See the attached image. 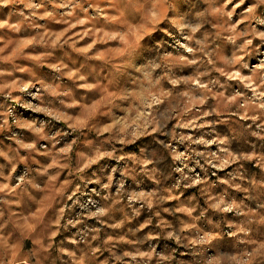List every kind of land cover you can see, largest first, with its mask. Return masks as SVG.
I'll return each mask as SVG.
<instances>
[{
  "label": "rangeland",
  "instance_id": "1",
  "mask_svg": "<svg viewBox=\"0 0 264 264\" xmlns=\"http://www.w3.org/2000/svg\"><path fill=\"white\" fill-rule=\"evenodd\" d=\"M211 7L210 0H167L163 4L161 0H14L0 5V23L5 25L0 28V72L4 73L0 76V151L16 160L13 171V164L0 157L4 177L9 178L0 177V183L11 188L25 180L39 184V188L22 184L27 192L3 197L11 203H0V264H74L69 253L83 258L82 264H157L161 255L171 257L164 264H197L202 257L207 264H228L227 258H233L231 264H243L248 258L245 254H252L249 264H264V139L260 138L264 136V114L249 110L245 118L244 109L235 105L223 109L210 96L187 116L170 117L177 104L188 102L180 97L188 90L186 85H173L155 76L159 83L138 88L135 76L140 73L127 75L133 57L144 69L165 57L193 59L180 47L189 43L184 39L187 32L182 33L172 20L197 23L194 13H210ZM233 8L227 23L207 15L196 34L201 40L205 35L213 38L208 51L225 59H231L237 48L224 28L264 31L258 23L264 19L260 0H232L226 11ZM249 8L254 9L251 20L246 19ZM13 24H20V31L8 27ZM85 48L87 52L80 51ZM246 52L241 63L247 67L240 69L241 74L259 83L257 78L264 75V40L253 39ZM208 70L210 77H202V82L218 79L225 85L213 86V93L231 97L240 92L253 97L244 82L221 75L211 65ZM196 75V65L179 71L180 78ZM133 91L149 100L147 107L119 98ZM61 99L74 100L75 106L68 108L59 103ZM50 106L56 108L59 119L34 110ZM203 112L212 115L200 116ZM193 114L200 116L197 124L206 126L181 127ZM146 119L153 126L134 142L121 144L113 136L111 129L118 121L123 127L130 120ZM29 124L43 125V133L32 131L26 127ZM180 135L218 142H182ZM51 136L56 140L47 138ZM29 143L35 145L34 150L22 147ZM104 151L125 159L103 157L83 167ZM177 154L187 159H174ZM49 164L56 166L47 175H39ZM78 167L83 168L79 173ZM110 175L111 187L104 189ZM132 194L139 199L130 204ZM220 198L238 207L217 211L211 204ZM146 201H152L151 209ZM100 207L109 209L106 216L98 220L87 215ZM185 208L193 211L181 210ZM195 230L215 238L194 250L186 245ZM169 232L182 233L185 241L167 238ZM137 252L150 253L152 259L124 256Z\"/></svg>",
  "mask_w": 264,
  "mask_h": 264
},
{
  "label": "clouds",
  "instance_id": "2",
  "mask_svg": "<svg viewBox=\"0 0 264 264\" xmlns=\"http://www.w3.org/2000/svg\"><path fill=\"white\" fill-rule=\"evenodd\" d=\"M14 0H0V5H8L10 3H13ZM167 0H161V3H166ZM209 0H205V3H208ZM211 2V10L210 13H200L195 12L194 16L197 23H191V22H177V20L173 19L172 23L176 27H178L181 32H187V35L184 36V39L188 41V44H182L180 47L184 48L186 52L192 54L193 59H188L186 56H179V57H165L163 62H153L151 63L147 69L140 68L137 66L135 58H131L127 67H128V73L127 75L129 77H132L135 73H140L139 76H135V82L138 86V88H149L152 83H159L158 80L155 79V76H159L160 80L167 79L171 84L173 85H179L184 84L187 86L188 90L180 94L181 100L183 101V98H188V102L184 103L181 102L177 104L169 113L170 117H178V116H187L188 113L192 111L193 108H195L197 105H202L210 96H214L217 101L220 102L223 109H228L235 105L239 109L245 110V118H248L246 113L249 110L257 111L262 114H264V75H260L257 79L259 80V83H253L252 77H245L241 74L240 69L246 68V64H242L241 61L243 59V56L247 54L246 49L249 45L252 44L253 39L259 38L261 40H264V31H256L255 29H252L251 27L242 32H237L236 28L233 26H229L227 28H224V31L230 32L231 35H229L228 39L232 41L234 45H236L237 52H235L231 59H225L222 56H217L211 51H208V42L210 38L208 35H205L204 39H197L196 34L200 31L203 24L206 22L207 15H211L213 17H216L219 21H224L227 23V20L230 19L233 15V12L235 11V8L232 9V11H226L228 8V5L232 3V0H223L222 4H218V0H210ZM260 2L264 3V0H260ZM241 3H243V0H241ZM29 7H38L36 5H29ZM248 15L246 16V19H254L255 17L252 15L254 12V9L249 8ZM23 15V13H21ZM48 15H51L49 13ZM160 19L163 18V14L161 13L159 16ZM258 23L261 25H264V19L258 20ZM5 25L3 23H0V28L4 27ZM8 27L12 28L15 31H20L21 25L20 24H13L8 25ZM223 28V25H221ZM237 40H242L243 43L236 44ZM195 45V46H191ZM91 47V46H89ZM80 51L87 52L88 49H81ZM197 57H208L207 60L203 58H197ZM217 62L221 64V66H217ZM186 65H196L197 66V75L191 79L186 78H180L179 77V71ZM211 65L212 68L219 72L221 75H226L230 79H239L240 81L244 82L248 87H250L253 91V97L248 98L244 96L242 93L237 92L236 94L232 95L231 97L224 96L223 92H212V87L218 85L219 87H225V85L220 84V81L217 80H209L207 83L202 82V77H210V72L208 70V66ZM239 66V67H237ZM203 68V71H200L199 69ZM21 71H26V69H21ZM163 73L162 76L159 74ZM150 74H154L153 80L147 79V77ZM4 75L3 72H0V76ZM80 79H83V77H80ZM83 87L86 88H92L93 85L90 84H84ZM61 95L68 96L70 94L63 93ZM165 95H170V93H166ZM120 99L124 100H132L133 103H137L138 107H147L149 104V100L146 98H141L138 91H133L130 93H126L125 95H122L119 97ZM60 104H64L66 107L71 108L75 106V101H65L64 99H61L59 101ZM153 103H158V101H153ZM26 107L32 108L31 104L26 105ZM36 112H44L47 113L49 116H52L56 119H59L60 117L56 114V108L55 107H37L34 109ZM212 115V112H203L200 114V116H208ZM200 116H196L193 114V118L188 119L187 122L182 123L181 127H192V128H202L206 125L203 124H197L196 120L200 119ZM252 119H256V116L251 117ZM70 126L72 127L73 131L77 130L76 125H72L70 118H69ZM122 122H117L115 126H112L113 136L119 140L121 144L125 143H132L136 138H138L140 135H144L147 133V129L150 126H153L154 122L150 119H146L142 122L137 123L135 120H130L126 125L121 127ZM29 129L32 131L42 134L43 133V125L40 127H37L35 124H29L26 125ZM159 127H163V124L161 123ZM139 129H144V131H139ZM153 130H156L155 127ZM253 135L259 136V133H253ZM53 141L56 140V136L47 137ZM260 138L264 139V136H261ZM179 139L183 141H190L191 143H198V144H210V143H217L218 141H209L204 139H193L189 136L180 135ZM22 147L28 150H34L35 145L34 144H22ZM63 153L67 152V149L61 150ZM222 151H227L226 149H222ZM0 157H3L5 160H7L9 163L13 164V171L15 170V163L16 160L13 156H10L9 154L0 151ZM103 157H110L115 158L117 160L125 159V157L116 156L114 151H104V152H97L96 156L92 159L88 160L87 164H84L83 167H88L90 164L96 163ZM187 159L184 154H177L174 159H181V158ZM133 159H136L133 157ZM147 163V162H145ZM56 166L55 164H49L47 168H43L39 175H47L48 169ZM223 166V165H221ZM83 168L78 167L76 169L77 173L82 171ZM113 173H115L116 169L113 168ZM177 171H180V169H177ZM127 174V173H125ZM0 177H4V170L3 166H0ZM5 179H9L8 177H4ZM56 177H50V179H55ZM109 183L103 184L102 187L104 189H109L111 187V182L113 177L110 175L108 176ZM96 183H100V181L97 179L95 181ZM22 184H30L33 188H39V184L35 182V180H25L22 181ZM22 184H17L16 188H11L7 183H0V203L8 204L11 203V201L7 199H3V197H7L9 195L11 196H17L22 195L23 193L27 192V188L22 187ZM121 188H123V183H121ZM17 189H19V193L17 192ZM121 195H123V192H121ZM142 195V194H141ZM155 195V194H153ZM139 197L136 194H132L128 196L129 203L138 200ZM160 199H165V197H160ZM90 203H92L90 201ZM147 206L149 209L152 208L153 203L152 201H146ZM211 207L216 209L220 212H231L234 208L238 207L234 203H226L222 198L218 200V202H213L211 204ZM182 211L188 212L191 214V211L193 209H181ZM61 212H63V209H61ZM109 209L106 207H100L96 209L95 211H88L87 215L91 218L100 219L101 217H104L108 214ZM134 212L139 215V210L134 209ZM3 216V212H0V217ZM103 223V221H100ZM69 224L74 225L77 222L74 221H68ZM118 226V225H117ZM2 227V225H0ZM240 231L247 232V229L244 227L239 228ZM54 234V233H53ZM167 238L175 240L177 243H183L185 241V237L182 233H175V232H169ZM214 235L212 233H205L201 230H195L190 233L189 237L187 238V245L193 247L194 250L196 246H202L210 244L211 241L214 239ZM72 243H78L76 240H72ZM256 254H259L257 252ZM69 256L73 258L74 264H82L83 258H77L74 253H69ZM252 254H245V258L243 261V264H249V259ZM124 256L132 257V259H137V257L146 258L148 260L152 259V254L150 253H144V252H137V253H124ZM117 259H122V257H117ZM228 264H231V261L233 258H227ZM170 256H158L157 257V264H164L165 261H170ZM197 264H207V261L202 257L201 261L197 262Z\"/></svg>",
  "mask_w": 264,
  "mask_h": 264
}]
</instances>
